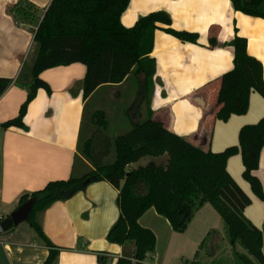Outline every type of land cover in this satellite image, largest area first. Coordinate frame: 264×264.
Instances as JSON below:
<instances>
[{
	"label": "crops",
	"instance_id": "0c3cea01",
	"mask_svg": "<svg viewBox=\"0 0 264 264\" xmlns=\"http://www.w3.org/2000/svg\"><path fill=\"white\" fill-rule=\"evenodd\" d=\"M52 1L0 0V78L14 81L0 98V221L18 209L23 195L40 191L50 182L71 178L76 157H81L78 149L86 111L98 93L107 91L104 105L120 101L130 107L129 112L136 114L142 106L148 111L143 76L132 75L122 84L100 88L86 101L87 68L73 64L41 74L52 94L38 91L24 118L27 130L2 129L4 123L19 115L28 97L27 85L33 80L32 68L38 54L34 39ZM16 9L29 17L17 15ZM155 12L171 16V29L198 34L200 39L198 44L182 42L163 30L167 26L156 31L151 54L157 65L150 99L154 120L205 151L217 154L238 146L241 129L264 119V98L252 92L247 114L232 116L227 122L216 119L221 79L234 68V49L212 48L210 39L216 38L220 44L231 43L236 36L246 39L248 54L264 67V19L235 11L231 0H131L122 25L133 28L140 18ZM133 88L130 98L125 97L124 90ZM152 160L143 159L133 167ZM244 170L240 154L228 160V173L252 201L244 215L262 232L264 255V202L252 192L243 177ZM254 176L264 192V149ZM118 197L119 191L110 183H94L39 216L45 235L60 249L53 264H118L124 255L134 253L133 244L122 247L107 240L121 214ZM210 206L198 211L182 234L175 232L154 208L148 210L139 224L155 234L156 249L144 264H186L195 260L205 264L201 245L214 238L210 237L213 231L226 232L221 217ZM21 224L0 235V264H45L49 249L30 226L21 230Z\"/></svg>",
	"mask_w": 264,
	"mask_h": 264
},
{
	"label": "trees",
	"instance_id": "16d2710c",
	"mask_svg": "<svg viewBox=\"0 0 264 264\" xmlns=\"http://www.w3.org/2000/svg\"><path fill=\"white\" fill-rule=\"evenodd\" d=\"M231 2L235 11L264 19V0ZM130 3L131 0H53L35 35L38 54L32 68L33 80L27 85L28 97L19 115L1 126L5 130L13 127L27 130L24 118L38 91L44 89L52 94L50 86L40 78L47 70L85 65L86 101L100 88L122 84L132 75L144 77V100L148 111L143 122L133 124L125 134L113 140L104 133L108 129L106 113L96 112L93 121L99 126L100 133L93 135L83 147L80 137L78 150L81 157H76L71 178L50 182L44 189L20 198L18 208L35 201L26 222L49 249L45 264H53L60 249L45 235L39 216L55 203L68 201L99 182H108L119 191L121 214L107 236L108 242L135 247L134 253L124 255L118 264H144L148 255L155 252V234L139 224L148 210L154 208L170 222L175 232L182 234L188 230L196 213L207 204L221 217L237 263L264 264L262 232L244 215L252 201L227 171L228 160L240 154L245 168L243 177L254 195L264 202L262 184L254 176L264 149V119L256 125L243 127L239 145L217 154L205 151L156 122L150 109L157 70L156 61L151 58L156 31L167 26L164 31L192 44H198L200 37L171 29L172 18L166 12L142 17L128 29L121 19ZM16 14L29 17L18 9ZM210 44L212 48L234 49V68L221 79L215 113L216 119L227 122L232 116L247 114L252 92L264 98V67L261 61L248 54V42L244 38L236 36L227 44L211 38ZM13 84L11 79L0 78V98ZM111 158L114 159L109 162ZM146 158L153 160L145 166L133 167ZM78 161L89 169L82 175H77ZM208 239L201 245L202 249ZM237 246L245 253H240ZM78 249H82L81 241ZM210 264L223 263L213 261Z\"/></svg>",
	"mask_w": 264,
	"mask_h": 264
},
{
	"label": "rangeland",
	"instance_id": "374dc122",
	"mask_svg": "<svg viewBox=\"0 0 264 264\" xmlns=\"http://www.w3.org/2000/svg\"><path fill=\"white\" fill-rule=\"evenodd\" d=\"M134 91L135 88L128 90L126 89L124 90L123 94L126 95L125 97L130 98V95H132ZM106 92L107 91H101L100 93H98L93 97L92 101L88 105L86 111V121L82 132V147L85 142L89 140L93 135L100 133L99 126L95 123V121H93L94 115L99 110L105 111L108 120V129L104 133L113 140L118 136L125 134L133 124L138 123L139 120L140 122H143L146 118L147 110H145L146 108L142 106V102H140V104L143 110L141 109L140 111V107H138V113L136 114L135 112H129L128 109L130 107L124 103H120V101L116 102L117 104L119 103L118 105H104V102L106 101L104 95H106ZM99 138L101 139L103 137L99 136ZM113 159L114 158H111L109 162H112ZM88 170V167L85 166L83 162L78 161L77 175H82ZM210 207L212 211H214V213L218 215L214 208L212 206ZM20 227L21 230L29 229V225L27 222H22ZM212 236H214V238H212L213 240L209 238L210 240H212V242L208 240L207 245L202 249V254L204 256L203 259L205 260L204 263L210 264L213 261H219L223 264H238L234 258V250L231 247L232 245L230 244V239L228 238L227 232H222V230H218L216 232L213 231L210 237ZM237 250L240 253H245L244 249L239 246H237ZM207 254H209V256H207Z\"/></svg>",
	"mask_w": 264,
	"mask_h": 264
},
{
	"label": "water",
	"instance_id": "95a60500",
	"mask_svg": "<svg viewBox=\"0 0 264 264\" xmlns=\"http://www.w3.org/2000/svg\"><path fill=\"white\" fill-rule=\"evenodd\" d=\"M34 202L35 201L32 200L26 203L12 213L8 219L0 221V235L6 233L12 227H17L20 223L26 222L33 210Z\"/></svg>",
	"mask_w": 264,
	"mask_h": 264
}]
</instances>
